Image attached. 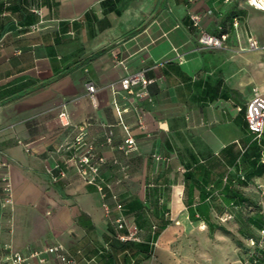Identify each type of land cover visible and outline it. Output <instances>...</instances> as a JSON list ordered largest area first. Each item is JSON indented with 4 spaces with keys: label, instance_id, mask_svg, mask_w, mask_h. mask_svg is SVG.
I'll use <instances>...</instances> for the list:
<instances>
[{
    "label": "crops",
    "instance_id": "obj_1",
    "mask_svg": "<svg viewBox=\"0 0 264 264\" xmlns=\"http://www.w3.org/2000/svg\"><path fill=\"white\" fill-rule=\"evenodd\" d=\"M191 13L200 30L227 33L221 47H200ZM250 37L264 44V11L246 0H0V176L13 197L0 207V244L21 253L60 244L76 264H148L165 219L204 223L197 207L237 218L242 208L224 204L222 188L248 198L264 174L246 156L256 142L244 117L252 88L264 98V50L248 49ZM137 70L154 79L150 100L119 86ZM113 103L136 142L129 155L118 149L126 133ZM81 123L106 159L108 215L76 170ZM55 165L64 175L52 181ZM118 215L139 244L115 237Z\"/></svg>",
    "mask_w": 264,
    "mask_h": 264
},
{
    "label": "built area",
    "instance_id": "obj_2",
    "mask_svg": "<svg viewBox=\"0 0 264 264\" xmlns=\"http://www.w3.org/2000/svg\"><path fill=\"white\" fill-rule=\"evenodd\" d=\"M191 1V0H187ZM246 4L256 10L264 11V0H246ZM190 19L192 21L193 27L198 30L197 41L201 48H219L223 45L227 33L221 31L216 35L208 34L199 27V17L197 14H190ZM232 28L236 29L238 27L237 18H233ZM247 48L253 49H263L264 44H259L255 38H248ZM123 65V64H122ZM125 68V66H124ZM153 78H147L144 75L143 70H137L134 72L126 73L119 80V86L121 90L127 94L133 95L138 100H150V93L148 86L153 83ZM86 90L89 94L91 100H94L95 87L87 83ZM252 97L246 105L245 109V121L249 132L253 135V139L260 144L262 142L264 133V98L261 96L257 88H252ZM115 112L117 113L119 122L125 131L126 135L119 144L118 149L124 154L129 155L136 150V142L134 138L128 133V128L123 124L120 114L124 109L113 103ZM58 121L61 125L69 124L68 115L65 111L61 110L57 114ZM140 124L141 121L139 120ZM106 142L111 141V133L109 132L105 138ZM74 145L77 146L78 151L74 154V162L76 165V170L83 182L87 184L94 185L97 192L100 194L102 200L104 198V188L105 184L100 176L99 168L106 162L104 156L96 152L93 143L86 139V124L81 123L76 126V134L73 139ZM261 162L264 164V155L261 158ZM6 162L0 160V169L6 167ZM57 173L53 175L52 181H56L59 177L64 174L58 168L57 165L54 166ZM111 199L115 203V208L120 209L121 203L118 201L117 195L112 194ZM13 202L12 191L10 186L9 178L6 175L0 176V207L11 205ZM106 215L110 212L109 204L106 201H102L101 204ZM220 221H226L232 218L230 212H224L222 215L217 216ZM174 220V219H169ZM115 227V237L124 242H140V237L138 236V230L133 225H127L124 218L118 215L112 219ZM202 227L204 223L201 221ZM125 228L126 232H121ZM153 229L156 226H152ZM261 235H264V222L261 228L258 229ZM253 244L254 241L250 240ZM76 264V259L73 255L66 253L60 244L46 245L40 249L30 250L26 253H21L19 251L13 250L7 244H0V264Z\"/></svg>",
    "mask_w": 264,
    "mask_h": 264
},
{
    "label": "rangeland",
    "instance_id": "obj_3",
    "mask_svg": "<svg viewBox=\"0 0 264 264\" xmlns=\"http://www.w3.org/2000/svg\"><path fill=\"white\" fill-rule=\"evenodd\" d=\"M246 193L254 205L242 208L241 217L255 218V212L259 211L264 220V174ZM164 223L167 229L160 230L163 233L154 245L148 264H254L253 261L264 264V235L253 224L244 225L241 231V223L233 214L226 221L209 218L211 226L223 225L227 232L216 227L211 230L206 224L202 228L194 220H180L175 224L177 220L165 219Z\"/></svg>",
    "mask_w": 264,
    "mask_h": 264
},
{
    "label": "trees",
    "instance_id": "obj_4",
    "mask_svg": "<svg viewBox=\"0 0 264 264\" xmlns=\"http://www.w3.org/2000/svg\"><path fill=\"white\" fill-rule=\"evenodd\" d=\"M263 139H264V137L262 138V142L260 144L254 142L250 146L248 152H246V156H251V157H253L252 158L253 160L258 162L259 169L257 170V172L259 175L264 173V164L260 161V159L264 155V140ZM222 197H223L222 200H223L224 204H226L228 207H235L238 210L241 208H250L251 206L254 205V202H252L249 198H247L246 196H243L237 190H235L233 188H228L226 186H224L222 188ZM196 211H197L199 216L203 217L201 219L209 227V229L212 230L214 227H216L218 230H220L222 232H227L226 228L223 225L211 226L209 224V219L204 216V209L197 207ZM258 213H259V211L255 212V214H256L255 218L246 217L245 219H243L241 217L240 213H238L239 215L237 216V220L241 223V226L239 227V229L242 231L245 228L244 225H249V224H253L255 227H257V229L261 228L264 220L262 219L261 215H258ZM163 226L164 225L159 226V229L163 228ZM122 243L124 245L129 244L130 247L132 245L139 244V242H131V241H124ZM253 263L256 264L255 261H253ZM259 263L263 264L262 262H259Z\"/></svg>",
    "mask_w": 264,
    "mask_h": 264
}]
</instances>
